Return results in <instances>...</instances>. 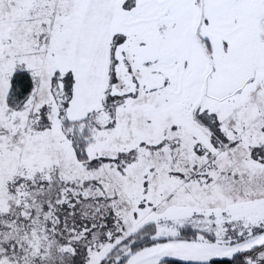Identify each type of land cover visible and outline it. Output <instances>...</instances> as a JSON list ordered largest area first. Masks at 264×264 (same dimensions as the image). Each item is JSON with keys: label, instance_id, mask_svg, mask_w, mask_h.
Wrapping results in <instances>:
<instances>
[{"label": "snow or ice", "instance_id": "1", "mask_svg": "<svg viewBox=\"0 0 264 264\" xmlns=\"http://www.w3.org/2000/svg\"><path fill=\"white\" fill-rule=\"evenodd\" d=\"M0 264H264V0H0Z\"/></svg>", "mask_w": 264, "mask_h": 264}]
</instances>
